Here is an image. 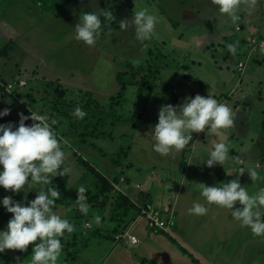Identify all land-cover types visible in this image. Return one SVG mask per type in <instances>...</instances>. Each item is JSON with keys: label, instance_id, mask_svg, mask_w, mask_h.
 Listing matches in <instances>:
<instances>
[{"label": "rangeland", "instance_id": "rangeland-1", "mask_svg": "<svg viewBox=\"0 0 264 264\" xmlns=\"http://www.w3.org/2000/svg\"><path fill=\"white\" fill-rule=\"evenodd\" d=\"M244 8L242 4L238 10L240 21L232 23L227 16L219 14L218 7L212 0H0V110L10 109L8 116L0 118V124L12 122L18 126V114L29 116L31 111L48 114L50 119H55L57 123L53 127L58 139L60 135L65 139L60 140L61 148L65 151L64 166L71 169L67 175L68 185L79 187L83 185L81 178L84 167L75 156L78 155L76 151L82 153L76 145L84 141V144L90 145L88 140L96 139L91 138L90 134L101 118L104 124L100 128L105 136L95 140V150L86 159L109 176L103 165L110 168L113 163L116 167H121L118 153L131 143L129 133L136 128L140 121H136L138 114L141 115L147 106H154L159 111L162 105L170 102L178 106L185 97L210 94L219 102L226 99L225 103L233 109L236 98L242 92L247 97H264L263 54L259 51L253 55L250 45L252 38L264 39V0H258L251 15ZM143 9L158 18L153 39L145 42L147 48L135 39L132 26L126 30L120 28L107 33L102 31L91 47L73 38L75 25L83 12H95L102 21L103 11H113L118 19L130 20L135 11ZM234 42H238L237 49L241 53L248 55L240 53L235 57H227L226 45ZM3 52L7 54L4 55ZM254 60H259L261 65ZM128 63L146 66L145 72H155L160 67L157 85L154 91L131 86L127 91L126 101L120 106H112L111 97L121 90L118 73L125 70ZM239 63H243L244 68L246 66V72L250 67L251 71L257 69V80L254 81V89L248 81L243 85L242 91L237 86L234 88L236 91L231 93L233 85L244 78L240 74L244 68L239 70ZM72 74L74 76L69 87L60 84L58 80L47 81L49 77H69ZM22 81L27 85L20 88L16 98L6 91L10 85L15 87ZM50 82L56 84L51 86ZM62 86L68 89L65 90ZM161 90L166 91L171 98L160 94ZM86 92L91 95H84ZM158 94L161 96L156 100ZM76 106L82 107L87 113L83 120L72 115ZM114 119L119 122L112 126L110 122ZM238 121L239 118L235 117L234 127L224 130V134L228 136L229 155L234 154L238 160L242 158L247 161L246 151L241 150L238 139L232 133L239 132ZM25 123L30 125L32 121ZM117 125L123 126L122 129L117 131ZM194 134L196 133H192L190 145L186 146L188 149L194 145ZM202 135L201 139L210 142L209 145L218 140L214 134L206 135L202 132ZM91 146L86 149L90 150ZM104 157L107 164L99 160ZM122 161L123 167H114L117 177L126 176L128 171L125 160ZM230 165L231 162L227 161L220 169L229 171ZM225 178L228 180L227 176ZM36 191H39V185L27 189V200L34 199ZM114 191L117 192L115 189ZM8 195L16 201L25 198L24 192L12 193L0 187V198ZM111 210L110 205L104 220L97 224L94 218L79 222L69 219L73 216L71 210L53 207L55 214L67 218L75 225L76 230L72 234L66 233L65 237L82 234L78 244L81 246L86 243L76 262L70 261L68 254L62 252L58 264H66V258L69 261L67 264H106L109 253L110 264L115 263L112 253L125 245L117 243L115 237L118 234L112 233V226L115 225L109 221ZM10 217L11 214L0 206V230L5 228ZM139 219L142 220L135 232L137 235L145 234L143 227L146 219L144 216ZM87 223L91 225V229H88ZM96 229L99 231L93 236ZM229 237L212 241L209 256H202L205 264H264V236H254L250 229L244 227L238 237ZM169 241L178 248L173 240ZM220 251L221 258L215 263ZM31 253L30 244L25 253L19 250L0 253V260L11 258L21 261V264H30Z\"/></svg>", "mask_w": 264, "mask_h": 264}, {"label": "clouds", "instance_id": "clouds-1", "mask_svg": "<svg viewBox=\"0 0 264 264\" xmlns=\"http://www.w3.org/2000/svg\"><path fill=\"white\" fill-rule=\"evenodd\" d=\"M258 0H212L221 15L227 16L232 23L240 21L238 10L243 4L244 10L251 15ZM105 21L115 16L111 11H103ZM158 18L147 9L135 11L132 18L120 20L119 26L126 30L132 26L135 39L147 48L148 41L155 35ZM102 32L100 15L95 12H83L75 25L74 39L86 46H94ZM237 43L226 45L228 52L235 56ZM264 54V42L260 45ZM10 109L0 110V118L8 116ZM18 126L12 122L0 124V187L12 193H25L24 200L16 201L11 195L0 198V206L11 214L4 229L0 230V253L6 250L25 252L32 245L30 264H58L63 252L62 238L72 234L76 228L67 218L53 212L61 192L50 186L53 178L64 177L71 172L65 167V151L54 130L57 121L48 114L31 111L29 116L18 114ZM72 115L83 120L87 113L76 106ZM31 120L27 125L25 121ZM235 112L226 103L219 102L212 95L185 97L178 106L162 105L158 111V123L152 128V150L161 156L181 152L192 141V133L214 134V140L208 149V158L203 162L208 168L224 165L230 159V145L224 130L234 127ZM140 139H146L139 137ZM236 159V157H231ZM235 178L228 182H219L212 186L197 183L200 196L208 205L228 209L232 218L241 227L251 230L254 236H264V187L250 193L241 184L240 177L247 173L252 182L264 181V176L255 168L236 167ZM27 185V187H25ZM39 185V191L32 200H27V189ZM84 185L77 188L75 206L87 215L90 205ZM237 203L240 205L236 207ZM189 214L203 216L208 207L194 202L188 209ZM97 224L101 217L96 215ZM35 242V243H34Z\"/></svg>", "mask_w": 264, "mask_h": 264}, {"label": "crops", "instance_id": "crops-1", "mask_svg": "<svg viewBox=\"0 0 264 264\" xmlns=\"http://www.w3.org/2000/svg\"><path fill=\"white\" fill-rule=\"evenodd\" d=\"M255 53H253V55ZM247 58L249 59L250 57ZM254 61H256L258 65H261L259 60ZM245 69L246 66L240 73L244 75V78L242 80L239 79L237 83L233 85L231 93L236 91L234 88L237 86H239L242 91L243 85L248 83V81L249 85L253 86L254 89V81L257 80V69L256 71H251L250 67L247 72ZM72 76H74V74L69 77H49L47 81L58 80L60 84L69 87L73 80ZM259 84L262 85V82L259 81ZM77 90L82 91V89ZM160 94H166L164 97L171 98L166 91L161 90ZM160 94H158V99L156 100L160 99ZM229 95L227 97H229ZM225 102L226 99L222 103ZM234 103L233 110H235V117L239 118L237 126L240 127V130L239 132L236 131V133L232 131V133L234 138L238 139L237 143L240 144L241 150L246 151L247 161L240 158L238 160L239 163H237L235 159L231 158L235 157V155L231 154L228 160V162H231L230 169L226 172L220 169L221 165L208 168L206 164L203 163L208 158V149L212 145H209L210 142L201 139L203 135L198 136L194 134L196 135V139L191 149L185 147L181 152H173L168 156H161L154 152L152 150V144L154 143L152 139V128L155 122H158V110L154 109V106L151 108L147 106L141 115L138 114L140 121L136 125V128L132 129V132L129 133L131 143L129 144L130 146L128 145L129 149L124 159V163L127 164L128 168L126 176L119 175L118 181H114L113 178L117 177V173L114 174L116 172L114 167L116 166L113 165V163L110 168L103 165V168L106 169L109 176H106L102 169L101 171L100 168L98 170L107 178L113 180V182H117L121 190H123L125 195L129 197L134 204L142 209L144 208L143 211L158 209L165 214H169L171 211L174 212V225L167 233L153 234L148 229L147 222L144 221L145 225L143 228H145L146 233L141 235L138 234V236L135 230L139 229L137 226L139 221L142 220L139 219L141 216L138 217L126 231L137 236L140 239V244L135 246V248L126 247L128 246L127 243L121 242V245L125 246L119 247L122 249L112 253L115 261L114 264H194L183 254L180 248L185 249L188 253L193 255L201 264H205L204 262L206 261L202 260V256H209V247L212 241L227 239L228 235L230 236L229 238L234 239V236L238 237L240 231L244 229V227L242 228L240 226L239 222L232 218L230 210L216 205H208L200 196L197 184L205 183L206 185L212 186L219 182H228L235 178L233 169L240 167V165H243L246 169L255 168L257 171L259 170L258 172L261 176H264V139L262 137L264 97H259L257 95L247 97L244 92H242ZM169 104L175 106L173 102ZM122 127L121 125H117V131L121 130ZM63 133L66 134L64 131ZM139 137H144L146 139H140ZM59 140L65 139L60 135ZM95 140L89 139L90 145L84 143L76 145L78 149H81L83 154L75 150L76 153L87 160V156L93 152V149L95 150ZM91 145L94 146L92 147ZM88 146H91L89 148L90 150L86 149ZM186 155H188L187 158ZM184 158L187 159V165L184 172H181ZM99 160L102 161L103 164L106 161L105 157L102 160L99 158ZM122 162H120L121 167H123ZM105 164H107V162ZM118 167L119 166L116 168ZM226 176L228 180L225 178ZM120 177H125L126 182L120 183ZM240 181L241 184L252 193L258 191L264 184V181L252 182L247 173L240 177ZM137 185H141V189H138ZM194 202H200L208 207L207 214L203 216L189 214L188 209L192 207ZM161 204L163 206H161ZM239 206L240 205L237 203L236 207ZM161 208L164 210H161ZM234 223L237 224L235 225ZM169 238L175 242L178 248L169 241ZM221 255L222 251L217 254V258L214 261L215 263L220 260ZM117 261L120 263H117ZM106 264H110V253L107 255Z\"/></svg>", "mask_w": 264, "mask_h": 264}, {"label": "trees", "instance_id": "trees-1", "mask_svg": "<svg viewBox=\"0 0 264 264\" xmlns=\"http://www.w3.org/2000/svg\"><path fill=\"white\" fill-rule=\"evenodd\" d=\"M115 16V19L112 21H105L104 17H102V31L104 33L117 31L120 29L119 22L120 19L116 17L113 11H111ZM228 41V39L225 38ZM245 40V39H244ZM243 41V40H242ZM10 47L7 46V48ZM241 52L237 49V53L235 56L239 55ZM4 55L7 52H3ZM229 54V52H228ZM227 57H235L233 55H228ZM243 55H247L245 53H241ZM149 64H147L148 66ZM151 66V65H149ZM125 70H122L118 73V82L121 84V90L118 92L117 95L111 97V105H122L126 101L127 91L131 86H139L148 88L151 91L155 90L157 85L161 68L157 67L154 71L155 72H145L144 69L147 68L146 66H137L131 63H128L125 67ZM55 82H50L49 85H55ZM65 90L64 86H62ZM84 95H91L84 93ZM94 105L96 102L93 103ZM103 113V112H102ZM103 116V115H102ZM66 118V117H65ZM140 117L138 116L136 121H139ZM119 122V120L114 119L110 122V125H114L115 123ZM104 124V121L99 118L97 120V127L94 131L90 134V137L99 139L105 136L104 131L101 130V126ZM56 131V130H55ZM262 137L264 139V122L262 123ZM86 141H84L85 143ZM128 147L120 150L119 154V161L122 162L123 159L126 158ZM77 156L78 162L84 167V175L81 178L82 184L88 189L86 195L88 197V203L90 205L89 211L87 215L82 214L78 208L75 206V199H76V192L78 186H69L68 180L69 177L66 175L64 177L57 176L53 178L52 184L50 186L57 187V189L61 192V197L59 200L56 201L54 207L58 208L63 207L66 209L71 210L72 217L69 219H74L76 221L87 220L94 218L96 215H99L101 220H104L106 217V212L109 209L110 205L112 210L110 212V222L115 225L112 226V233L114 235H119L124 233L129 226L137 220L138 217L142 216L143 209L136 204H134L129 197L123 195L119 192L114 191L113 180L118 181V177L113 178L110 180L107 178L102 172L98 170V168L92 164L90 161L85 160L82 156ZM187 165V159L184 158L181 172H184ZM99 230L93 231V236L98 233ZM71 237V238H70ZM68 236V238H62L63 244V253L68 254V259L70 261L76 262L78 260V255L82 249L85 248L86 243L78 244V240L82 238V234ZM79 242H81L79 240ZM184 255H186L191 262L194 264H201L193 255L188 253L185 249L180 248ZM25 253V252H23ZM68 259L66 258L64 263H68ZM0 264H21V261L15 259H5L0 260Z\"/></svg>", "mask_w": 264, "mask_h": 264}, {"label": "built area", "instance_id": "built-area-1", "mask_svg": "<svg viewBox=\"0 0 264 264\" xmlns=\"http://www.w3.org/2000/svg\"><path fill=\"white\" fill-rule=\"evenodd\" d=\"M238 30H239V28H238ZM262 42H264V39L259 40L257 38H252L250 41V45L252 48L251 53H255L257 51H260V45ZM243 68H244V64L239 63L238 69L242 70ZM26 85H27V83L25 81H22V82H19L18 84H16L15 87L10 85L6 89V91L10 95H12L16 98L17 97L16 94L20 93V88H24ZM17 89H19V90H17ZM196 134L198 136H200V135H202V132L196 133ZM190 143L191 142H189V144ZM119 182L125 183L126 182L125 177H121L119 179ZM113 186L117 192L125 195V193L123 192V190H121V188L119 187V184L117 182L114 183ZM137 188L141 189V185H137ZM142 215L146 219L148 229L154 234L167 233L170 231L171 227L174 225V212H172V211L169 214H165L164 212H162L158 209H150V210L143 211ZM86 226L88 227V229L92 228L89 223H87ZM115 238H116L117 243L126 242L129 247H135V246H138L140 244V239L137 236L131 234L129 231H126L122 234H119Z\"/></svg>", "mask_w": 264, "mask_h": 264}]
</instances>
